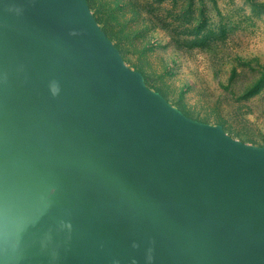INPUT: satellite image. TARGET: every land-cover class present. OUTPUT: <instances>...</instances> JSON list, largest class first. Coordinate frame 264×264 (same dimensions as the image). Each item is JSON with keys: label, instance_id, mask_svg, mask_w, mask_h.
Segmentation results:
<instances>
[{"label": "crops", "instance_id": "0c3cea01", "mask_svg": "<svg viewBox=\"0 0 264 264\" xmlns=\"http://www.w3.org/2000/svg\"><path fill=\"white\" fill-rule=\"evenodd\" d=\"M143 95L97 37L81 0H0V264H68L69 250L86 254V264H138L130 218L163 210L98 203L84 150L131 183L187 139L202 151L200 132ZM207 134L215 159L217 137Z\"/></svg>", "mask_w": 264, "mask_h": 264}, {"label": "rangeland", "instance_id": "374dc122", "mask_svg": "<svg viewBox=\"0 0 264 264\" xmlns=\"http://www.w3.org/2000/svg\"><path fill=\"white\" fill-rule=\"evenodd\" d=\"M81 2L97 37L137 87L264 160V0ZM147 218L150 225L139 231L151 235L152 251L169 264H264L263 237H227L180 220L167 224L166 216ZM70 252L62 256L66 263L86 264V254Z\"/></svg>", "mask_w": 264, "mask_h": 264}, {"label": "water", "instance_id": "95a60500", "mask_svg": "<svg viewBox=\"0 0 264 264\" xmlns=\"http://www.w3.org/2000/svg\"><path fill=\"white\" fill-rule=\"evenodd\" d=\"M145 94L144 97H151L164 105L160 99ZM173 114L181 118L178 113ZM182 119L187 129H196L202 134L201 138L195 136L196 140H202V151L189 149V142L194 141L187 139L179 151L171 149L169 156L158 160L153 173L138 177L134 183L114 178L93 152L84 150L90 169L100 186L99 192L94 196L98 203L114 200L144 202L157 204L163 210L159 214L139 210L130 218L132 242L138 247V253L135 254L138 264H169L162 259L157 249L152 251L154 247L151 235L139 231L150 225L148 215L162 220L166 216L167 220L163 222L173 226L184 221L190 227H200L202 232L224 233L227 237L230 234L244 238H264V160L243 154L211 130L207 131L185 118ZM211 132L218 141L217 150L216 144L212 145V152L216 150L217 154L215 159L212 158L213 155L210 157L206 141V133ZM163 175L166 176L163 178ZM174 208H180L187 214L175 212L177 210ZM244 224L246 227L240 226ZM233 230L249 233L238 236L232 233ZM225 245L228 246L226 243H217V246Z\"/></svg>", "mask_w": 264, "mask_h": 264}]
</instances>
